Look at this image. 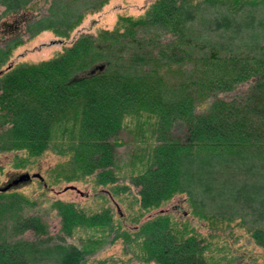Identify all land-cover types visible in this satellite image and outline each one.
Returning a JSON list of instances; mask_svg holds the SVG:
<instances>
[{"label": "trees", "instance_id": "obj_1", "mask_svg": "<svg viewBox=\"0 0 264 264\" xmlns=\"http://www.w3.org/2000/svg\"><path fill=\"white\" fill-rule=\"evenodd\" d=\"M186 1L187 4L183 0L181 5L189 9V15L178 9L174 0H157L149 16L119 18L135 29L157 23L156 32L148 27L142 37L118 38L120 26H124L120 24L112 30H102L97 39L90 34L78 38L72 47L50 60L10 65L0 73V150H25L28 155L39 156L52 149L51 143L58 147V153L71 152V163L76 161L75 172L66 175L67 179L97 170V182L115 190L124 189L122 185H113L118 168L113 161L114 148L126 143L118 134L131 131L133 122L149 121L152 116L145 112L157 117L158 127L155 123L153 131L157 132L158 141L144 137L147 145L141 144L142 154L134 153V158L128 161L142 162V171L132 178L141 185L140 212L129 215L135 225L123 223L126 214L119 212L115 216L111 206L86 212L74 201L56 199L59 205H53L61 216V226L55 236L57 246L47 250L50 253L53 248L59 250V264H90L92 249L103 240L102 235L94 234L83 243L81 239L72 240L76 226H96L103 236L112 232L111 240L121 238L128 245L141 237L146 255L139 264H206V238L185 234V221L182 227L177 226L167 208L137 224L140 217L178 193H187L193 201L195 195L184 187V177L198 189L211 191L220 185L226 193L217 192L239 200L237 185L225 183L230 177H224L211 165L218 159L225 161L228 152H237L239 157L244 150L253 151L251 148L264 151V0H221L226 10L206 17L194 11L196 4ZM258 2L261 12L257 11ZM28 3L15 0L7 9L15 11ZM239 11L241 16L236 15ZM186 16L190 21L187 22ZM201 21L206 33H197L195 24ZM48 27L41 24V28ZM161 27L171 33L168 40L159 37L161 32L165 33L159 31ZM130 42L132 45H128ZM126 50L128 55L122 57ZM181 60L189 62L188 75L172 82L174 73H181ZM242 83L248 86L236 91ZM232 90L234 96L226 99L225 93ZM5 123L7 128L3 127ZM204 150L216 153L204 157L208 158L207 165H194L191 159H203L200 152ZM251 157L264 166V156L252 153ZM246 164V170L253 172L254 166ZM259 188L252 182L237 190L248 191L247 198L254 195L251 205L263 206L264 195H258ZM4 203L0 202V218L4 214L5 221L13 217L12 222L20 223V229H34L41 234L36 241L39 246L47 245L42 233L52 237L39 216H24L15 210L11 213L13 203ZM193 212L203 225L231 219L210 210L193 209ZM184 218L187 219L186 215ZM3 224L1 227L5 228L6 223ZM263 233V227L253 231L256 237H262ZM8 235L0 241V264H33L35 260L27 258L25 250L35 246V240L10 242L5 238ZM67 236L71 238L69 241ZM243 250L238 251L239 256L244 254ZM109 264L123 263L112 260Z\"/></svg>", "mask_w": 264, "mask_h": 264}, {"label": "rangeland", "instance_id": "obj_2", "mask_svg": "<svg viewBox=\"0 0 264 264\" xmlns=\"http://www.w3.org/2000/svg\"><path fill=\"white\" fill-rule=\"evenodd\" d=\"M4 1L6 0H0V73L7 70L10 65L39 64L43 60H50L58 56V54L65 52L67 48L72 47L76 40L84 35L90 34L93 38L97 39L102 30H112L117 25L124 24L123 21H119L120 16H131L133 18L149 16L157 0H24L29 2L27 6L24 8L17 7L15 11L11 10L13 8L7 9V6L11 5L9 3L15 0H8L6 3ZM182 1L174 0V3H176L177 8L179 7L182 11H185V15H189V9L181 5ZM184 1L186 4L188 3L186 0ZM191 1L196 4L194 11L199 16H212L218 11L226 10V5L221 0ZM256 6H258L257 11L261 12L260 8L262 6L260 2ZM176 7L172 8L175 10ZM155 10L157 9L155 8ZM236 15L241 16V11L237 12ZM185 18L187 22L190 21L189 16ZM204 20L206 19L204 18L202 21ZM202 21L195 24L197 33H206L204 31L205 27H201L200 25H204ZM70 23L73 24L68 27ZM41 24H47L49 27L41 28ZM155 25L158 24L147 25V28L149 27L148 29H153L156 32L158 28L154 27ZM56 28L68 31V34L62 35ZM120 28L117 36L120 35L130 40L135 37H142V34L148 30L144 27L129 28L127 24L121 25ZM162 28H159V31H164L165 33L161 32L159 37L163 41L168 40L171 37V33L168 32L169 30ZM148 33L150 34V32ZM128 45H132V42ZM128 53L129 51L126 50L122 54V57L128 55ZM180 64L182 68L181 73L180 75L174 73L171 78L172 82L179 81L180 79L183 80L188 75L189 62L181 60ZM169 72L172 73L174 70H170ZM247 86L248 83H242L241 86L236 88V91ZM1 92L2 88L0 86ZM222 94L220 93L219 95L222 96ZM225 94L226 99L231 98L234 96V90ZM241 100L238 99V102ZM234 101L236 102V100ZM145 114L152 116L150 120L146 122L144 120V123L141 124L133 122L130 126L131 131L127 129L118 134L119 137L125 139L126 143L119 144L114 148L115 155L113 161L116 163L115 165H118V168L114 172L113 185L117 184L115 185L117 187H121L122 185L125 187L124 189L117 188L115 190L112 186L97 182L95 177L97 170L88 175L84 174L79 177L69 176V179L65 178L66 175H71V173L75 172L74 167L76 165L74 163L76 161L71 163L72 153L67 151L65 153H58V147L53 146L51 143L49 148L52 149H48L39 156L28 155L25 150H0V187H3L22 173L33 174L38 172L42 176L41 180L35 176L29 180L12 185L5 189V191L1 190L0 202H5L6 204L8 201L12 202L13 205L10 206L13 209H9L11 213L15 210L24 216H39L52 237L49 238V235L47 236L45 233H42L43 237L41 238H46L45 243L47 245L40 247L36 241L40 238L38 235L41 234L31 228L20 229L22 228L20 227V223L12 222L13 217L10 216L5 221L4 218L6 216L3 214L2 217L4 218H0V241L8 234L5 238L10 242L17 239L35 240L34 242H36L37 246L35 245L32 248L29 246L25 250L26 257L34 259L33 264H59V250L53 248L52 253L47 250L49 247L57 246L54 245L57 243L55 236L61 226V216L54 206L59 205L55 201L56 199L63 202L74 201L79 208L84 209L86 212H93L105 206H111L115 216L119 212L126 214V219H124L123 223L133 227L135 222L129 220V215L132 216L140 212L139 189L141 185L132 178L139 175L142 171V162L140 159H135L133 164L128 161L134 158V153L137 155L142 154L141 149L143 145L141 144L145 143L144 137L150 141H158L157 132L153 131L155 123L156 127H158L156 122L157 117L150 112H145ZM3 127L7 128V123ZM51 142H54L53 139ZM251 150L253 151L244 150L240 153L239 157L237 152L234 154L230 152L225 153L226 158H224L226 162L218 159L213 162L211 167L220 170L224 177H230L224 180L225 183L229 184V181H231V184L233 186L237 185L238 189L245 184L247 186L249 183L254 182L257 187H260L258 195H264V177L261 178L264 176V166L260 160L251 157L252 153L264 156V151L259 148H251ZM214 153L216 152L211 150L201 151L200 155L203 156V159L196 157L192 158L191 161L197 166H204L205 163L207 165L208 158L206 160L204 157ZM137 160L138 164L134 166ZM246 163L254 166L253 172L246 170L248 167ZM76 172L79 173L80 170ZM187 181V178L184 177V187L196 197L192 196L193 201L187 193L175 194L160 204V206L146 211L140 217L137 224L156 214L159 210L167 208L166 212L170 215L171 219L176 221L177 226L182 227L185 221L184 223H186L187 228L185 234L195 233L199 234L198 236L200 237L206 238V264H264V233L262 237H256L253 234L255 228L263 227L264 229V213L260 212V210H264V208H261L264 205H251L254 201V195L247 198L245 193L248 191L242 189L235 190L241 196H235L239 197V200L231 198V201L230 197L217 192H224L225 190L224 187V189L220 188V185H215V190L211 188V191H208L206 188L198 189L197 185L192 182L188 183ZM258 183L261 185H258ZM71 184L80 189L82 193L71 188L63 190L66 185ZM207 188L209 189V186ZM194 201L196 204H193ZM193 209L215 211L219 216L222 214L231 219L229 220L230 222L222 219L217 224H213L214 226L203 225L201 224L202 219L193 212ZM185 215L187 219L184 218ZM41 222L37 223L38 227L41 226ZM194 222L197 223L196 226H194ZM3 223H6L5 228L1 227V225H4ZM74 229V234L71 236L72 240L80 242L81 239L82 243L85 241L84 239H88L89 235H102L103 240L96 243V248L92 249L90 253V264H109L112 260L117 261V263L122 262L123 264H139L145 258L146 254H144L141 237L131 241L128 245L121 238L111 240L112 232L108 234L106 232L103 236L96 226H88L87 228L76 226ZM47 238L51 242H48ZM70 239V236H67L66 241ZM242 249H244V254L239 256L238 253Z\"/></svg>", "mask_w": 264, "mask_h": 264}, {"label": "water", "instance_id": "obj_3", "mask_svg": "<svg viewBox=\"0 0 264 264\" xmlns=\"http://www.w3.org/2000/svg\"><path fill=\"white\" fill-rule=\"evenodd\" d=\"M39 177V178H42V176L40 175V173L36 172V173H33V174H29V173H22L20 175H18L17 177H15L12 181H10L9 183H7L6 185H4L3 187H0V190H5L7 188H9L10 186L12 185H16L22 181H26V180H29L31 179L32 177ZM75 189L76 191L82 193V191L80 189H78L75 185L71 184V185H66L63 190H66V189Z\"/></svg>", "mask_w": 264, "mask_h": 264}]
</instances>
